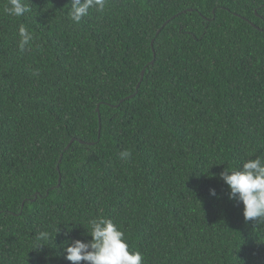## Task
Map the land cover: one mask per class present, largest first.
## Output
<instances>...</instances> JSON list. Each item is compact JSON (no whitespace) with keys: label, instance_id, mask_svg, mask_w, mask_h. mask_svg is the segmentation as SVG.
<instances>
[{"label":"trees","instance_id":"obj_1","mask_svg":"<svg viewBox=\"0 0 264 264\" xmlns=\"http://www.w3.org/2000/svg\"><path fill=\"white\" fill-rule=\"evenodd\" d=\"M25 3L0 0V264H72L95 217L143 264H264L219 176L264 157V0H107L80 23Z\"/></svg>","mask_w":264,"mask_h":264},{"label":"clouds","instance_id":"obj_2","mask_svg":"<svg viewBox=\"0 0 264 264\" xmlns=\"http://www.w3.org/2000/svg\"><path fill=\"white\" fill-rule=\"evenodd\" d=\"M106 4L107 0H70L68 17L71 21L80 23L89 15L90 9L102 12ZM3 10L8 16L22 17L29 13L31 8L25 0H8ZM19 37V47L22 51L35 39L34 33L24 24L19 27ZM120 156L122 160L129 161L132 153L124 150ZM219 176L230 189L229 199L243 204L244 220L264 222V157L250 158L237 170L229 171L226 168ZM210 194L216 196V190H210ZM86 230L90 240L69 239L64 242L65 258L72 264H143L142 253L130 249L125 233L110 219L91 218ZM49 239V232H40L36 237V249L47 245Z\"/></svg>","mask_w":264,"mask_h":264},{"label":"water","instance_id":"obj_3","mask_svg":"<svg viewBox=\"0 0 264 264\" xmlns=\"http://www.w3.org/2000/svg\"><path fill=\"white\" fill-rule=\"evenodd\" d=\"M152 61H153V60H152ZM152 61H151V62H152ZM144 70H145V68H143L142 71H141V77H140V80H139V82L137 83L136 87L139 86V84H140V82H141V80H142V78H143ZM97 111H98V116H99V120H100L99 106H97ZM99 130H100V128H99ZM72 140H73V139H72ZM69 145H70V143H68V144L66 145V148H68ZM59 181H60V178H59Z\"/></svg>","mask_w":264,"mask_h":264}]
</instances>
